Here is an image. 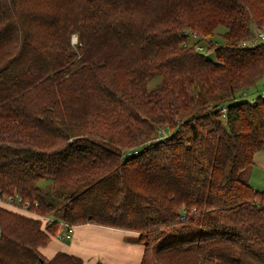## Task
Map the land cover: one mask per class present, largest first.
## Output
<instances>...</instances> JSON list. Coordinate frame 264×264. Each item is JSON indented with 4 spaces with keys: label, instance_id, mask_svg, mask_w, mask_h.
<instances>
[{
    "label": "trees",
    "instance_id": "obj_1",
    "mask_svg": "<svg viewBox=\"0 0 264 264\" xmlns=\"http://www.w3.org/2000/svg\"><path fill=\"white\" fill-rule=\"evenodd\" d=\"M258 27L264 0H0V194L53 218L0 207V264H82L39 251L60 220L140 264H264Z\"/></svg>",
    "mask_w": 264,
    "mask_h": 264
},
{
    "label": "crops",
    "instance_id": "obj_2",
    "mask_svg": "<svg viewBox=\"0 0 264 264\" xmlns=\"http://www.w3.org/2000/svg\"><path fill=\"white\" fill-rule=\"evenodd\" d=\"M63 230L60 225L56 234L39 247L45 258L64 252L80 257L82 264H140L144 247L133 231L86 223L75 225L71 239L59 238Z\"/></svg>",
    "mask_w": 264,
    "mask_h": 264
},
{
    "label": "built area",
    "instance_id": "obj_3",
    "mask_svg": "<svg viewBox=\"0 0 264 264\" xmlns=\"http://www.w3.org/2000/svg\"><path fill=\"white\" fill-rule=\"evenodd\" d=\"M254 40L257 42H264V28L258 27L254 30ZM198 50L201 49V46L197 47ZM224 116V115H223ZM167 132L163 131L161 137H166ZM30 201L27 199H23L18 194H0V207L4 209H9L10 211H14L20 214H23L28 217H32L34 219L41 220L42 223H50L53 221L52 217L48 216H40L37 213L31 211L29 209ZM36 205V202L34 203ZM59 225L64 226L63 232L58 234L59 238H67L71 239L73 236V231L75 225H69L66 222L59 221Z\"/></svg>",
    "mask_w": 264,
    "mask_h": 264
},
{
    "label": "rangeland",
    "instance_id": "obj_4",
    "mask_svg": "<svg viewBox=\"0 0 264 264\" xmlns=\"http://www.w3.org/2000/svg\"><path fill=\"white\" fill-rule=\"evenodd\" d=\"M255 30V29H254ZM256 42L253 44H258L257 40H255ZM71 42L73 45H77V38L75 36V34L71 35ZM199 43H201L200 45L203 47V49L201 48L200 50H204L206 46L208 45L205 44L204 41H199ZM199 47V44L198 46ZM211 49V47H210ZM208 49V51L210 50ZM206 56L213 59L214 60V56L212 53L205 51ZM156 77L153 78V81L149 82L148 86H152V82H154ZM151 84V85H150ZM258 88H257V92L261 95L264 96V75L263 78L259 80V84H258ZM254 164L252 166V168L250 169V171H248V182L251 185L252 188L256 189V190H262L264 188V148L261 149V151H259L258 153H256V155H254ZM261 160V161H260ZM9 210V209H7Z\"/></svg>",
    "mask_w": 264,
    "mask_h": 264
}]
</instances>
